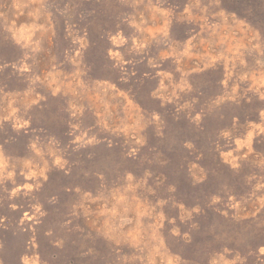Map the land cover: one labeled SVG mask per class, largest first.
Instances as JSON below:
<instances>
[{
    "label": "rangeland",
    "instance_id": "obj_1",
    "mask_svg": "<svg viewBox=\"0 0 264 264\" xmlns=\"http://www.w3.org/2000/svg\"><path fill=\"white\" fill-rule=\"evenodd\" d=\"M0 264H264V0H0Z\"/></svg>",
    "mask_w": 264,
    "mask_h": 264
}]
</instances>
